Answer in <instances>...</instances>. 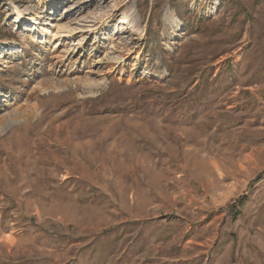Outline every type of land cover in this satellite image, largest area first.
I'll list each match as a JSON object with an SVG mask.
<instances>
[{
	"label": "rangeland",
	"instance_id": "374dc122",
	"mask_svg": "<svg viewBox=\"0 0 264 264\" xmlns=\"http://www.w3.org/2000/svg\"><path fill=\"white\" fill-rule=\"evenodd\" d=\"M0 264H264V0H0Z\"/></svg>",
	"mask_w": 264,
	"mask_h": 264
},
{
	"label": "bare ground",
	"instance_id": "6f19581e",
	"mask_svg": "<svg viewBox=\"0 0 264 264\" xmlns=\"http://www.w3.org/2000/svg\"><path fill=\"white\" fill-rule=\"evenodd\" d=\"M39 1L44 3V4H47L49 6L53 2V0H39ZM19 17H21V16L19 15ZM29 24H31V25H39V22L37 21V19L29 18ZM118 59H119V57L115 58L114 60H118ZM101 84H102V82L100 84H98V85H101ZM8 124H11V122H9Z\"/></svg>",
	"mask_w": 264,
	"mask_h": 264
}]
</instances>
